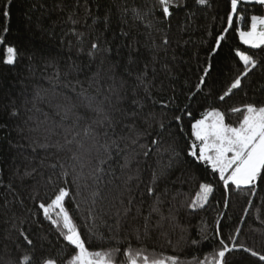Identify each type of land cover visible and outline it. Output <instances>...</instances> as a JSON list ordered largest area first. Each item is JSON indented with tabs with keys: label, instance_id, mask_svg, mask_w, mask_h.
Here are the masks:
<instances>
[{
	"label": "trees",
	"instance_id": "obj_1",
	"mask_svg": "<svg viewBox=\"0 0 264 264\" xmlns=\"http://www.w3.org/2000/svg\"><path fill=\"white\" fill-rule=\"evenodd\" d=\"M2 3L0 0V5ZM210 3L211 7H207L198 5L196 0H181L179 8L171 9L174 15L162 22L164 18L156 0H14L11 20L0 18V34L4 26L9 27L5 43L0 44V264H22L23 255L32 252L19 229L29 233L34 244L36 239L32 234L46 237L40 241L42 248L37 245V252L56 258L58 264H67L73 254L43 219L38 205L50 202L58 187L64 186L63 170L71 173L75 168L79 173L83 166L87 175L96 165L97 156L103 155L102 149L99 153L95 148L88 152L92 142L83 137V129L96 119L85 107L88 99L94 104L103 101L106 107L114 105L128 113L137 112L136 117L127 118L121 112L115 113L120 121L116 125L117 135H129L123 125L134 122L141 131L151 132L147 137L150 142L158 131L159 121L163 120L167 126L161 134V151L157 153L154 148L146 160L143 155H136L142 151L138 146L119 153L113 148V159L105 165L103 178L99 182L91 178L80 181L78 194L77 186L71 184L73 176L67 177L75 200L66 201V207L90 251L118 248L116 264H125L129 246L142 250L150 259L175 256L180 264H205L206 260L211 264L213 253L219 248L215 229L219 221V233L225 242H228V234L239 228L234 242L264 255V185L255 197L229 189L225 209L222 182L210 168L200 162L193 163L187 155L195 141L191 124L201 118L203 112L219 109L224 112L226 123L238 126L242 115L233 113L232 108L264 103V46L251 48L239 37V30L251 29V16L264 15V9L258 5H242L244 20H234L223 53L212 58L213 70L207 87L189 100L209 49L226 26L224 18L229 0H210ZM154 5V14L143 21L136 19L131 11L133 8L143 11ZM125 8L129 11L124 12ZM73 13L75 24L68 19ZM149 23L152 27L147 26ZM165 35L167 45L163 44ZM93 42L100 48L89 56ZM10 45L18 49L15 65L4 63ZM234 50L245 51L259 63L242 80L241 87L221 101L219 96L242 71V62L233 54ZM145 65V80L151 84L150 95L144 92L145 84L137 80V76L145 72ZM135 98L141 100L143 108L131 103ZM66 104L75 105V114L82 117L78 125L73 115L61 119L63 112L57 106ZM165 104L168 107H164ZM185 105L192 117H183L181 130L173 117L179 114L177 106L183 111ZM14 108L19 110L15 117L11 115ZM38 126L39 131H30ZM65 127H75L81 132L78 139L83 140L84 149L76 143L63 150L51 146L57 142L64 144ZM68 138L71 139V135ZM145 142L143 138L140 140L141 144ZM124 143L121 142L122 148ZM38 144L50 146L41 148ZM165 148H174L177 155L173 156ZM74 153L80 158L73 159ZM125 158L132 161L129 168L121 167ZM170 158L172 167L167 177L157 181L156 192L150 196L147 187L152 172L158 163L166 165ZM137 168L139 179L126 183L129 175H136ZM32 169H36L32 176L20 179ZM206 180L214 182L215 190L207 205L193 210L188 204L195 198L200 183ZM94 191H99V196L93 198ZM156 195L160 203L156 205L158 210L152 212ZM129 196L134 198L132 212L118 228L115 213L122 207L120 200L126 205ZM249 200L251 207H248ZM76 204H79L78 209ZM246 208L247 216L244 215ZM89 209L97 217L96 235H89L84 225L86 217H89V227L93 223ZM150 212L145 233L143 226ZM136 228L140 229L139 239ZM194 240L197 243L193 244ZM226 259L229 264H264L259 257L243 249L230 253Z\"/></svg>",
	"mask_w": 264,
	"mask_h": 264
},
{
	"label": "snow or ice",
	"instance_id": "obj_2",
	"mask_svg": "<svg viewBox=\"0 0 264 264\" xmlns=\"http://www.w3.org/2000/svg\"><path fill=\"white\" fill-rule=\"evenodd\" d=\"M196 3L201 6L211 7L210 0H196ZM13 4L14 0H3L2 5H0V18L4 21L11 20L12 16L10 10ZM180 4L181 0H156V5L159 6L161 15L164 18L162 22H167L168 19L174 15L171 9L179 8ZM156 5L143 11L139 8H133L131 11L134 13L136 19L143 21L146 17L154 14ZM242 5H258L261 9H264V0H229V9L224 18L226 26L219 32L215 38L213 47L209 49L206 64L199 74L198 83L194 86V90L190 92L188 97L189 100L192 97H195L198 93H202L203 89L207 87V82L211 79L210 72L213 70L212 58L223 53L224 46L227 42V35L229 29L233 28L234 20H244V8ZM123 11L127 12L129 10L125 8ZM73 15L74 13L69 15L68 19L75 24L77 21L73 19ZM105 20H107V17H105ZM258 24L260 25L259 31H257ZM147 26L152 27V24L149 23ZM233 30L236 31L237 29ZM8 32L9 27L4 26L2 28L3 34H0V44L5 43V34ZM122 34L127 35V33ZM77 35L81 34L77 33ZM239 37L245 45H250L251 48H261L264 46V15L251 16V30H239ZM163 44H168L166 35L163 38ZM99 48L100 45L93 42L88 55L93 56ZM6 52L7 56L4 63L7 65H15L18 60V49L15 46L10 45L7 47ZM233 54L238 57L240 62H242V71L229 82L226 89L219 96L221 101L226 97H230L233 90L239 89L242 80L247 77L259 63L258 59H254L252 55L246 54L245 51L234 50ZM146 70L147 65H145V72L138 75L137 80L141 84H145L144 92L147 95H150L151 84L147 83L145 80V77L147 76ZM110 91H112V89H110ZM81 96H84V92L81 93ZM85 98L87 99V97ZM105 99L107 100L108 98L105 97ZM131 103L140 108H143L144 106L139 98L133 99ZM85 107L96 116V119L92 120L87 127L83 129V137H86L92 142L87 151L91 152V150L95 148L99 153L102 149L103 155L97 156L96 165L91 168L87 175L83 172V166L79 173L76 172L75 168L72 169L71 173L67 170H63L61 175L64 178V186L58 187L54 198L51 199L50 202L47 204L40 202L38 208L39 210H42L43 219L49 222L56 230L58 239L64 242L65 247L71 248L73 254L70 256L67 264H116L115 255L120 251L118 248L107 251H90L86 246L85 237L82 235L80 228L74 222L69 209L66 207V201L71 203L75 200V195L67 177L69 175L73 176L71 184L77 186L76 194H78L80 181H87L91 178L93 181L99 182L103 178V175L105 174V165L109 160L113 159V148L119 153L124 151L125 148L138 146L142 151L136 153V155H143L146 160L153 152L154 148L157 153L161 151V134L167 129V126L163 120L159 121L158 131L150 142L147 140V137L151 136V132L147 129L141 131L137 128L134 122L131 124H124L123 127L128 130L129 135L120 136L116 133V125L117 123H120V121L117 120L115 113L121 112L122 116L127 118L129 116L136 117V111L128 113L116 108L114 105L106 107L103 101L94 104L92 99H88V103ZM164 107H168V105L165 104ZM57 108L63 112L61 117L62 120L73 115L75 116V124L78 125L79 120L82 119V117L75 114V105H58ZM177 111L179 114L175 115L173 119L176 122L177 128L182 130L181 122L183 117H192V113L188 110V105L184 106L183 111L180 110V106H177ZM231 111L233 113L239 112L242 115V119L239 121L238 126H232L231 124L226 123L224 112L216 108L203 112L201 118L195 119L194 123L191 124V128L193 135L195 136V141H198L199 143L194 141L187 151V155L192 158L193 163L200 162L202 165L210 168L211 173L218 178L219 182H222L221 186L225 191V199L223 201V207L225 209L228 207L229 189L234 188L236 191H240L250 197H255L257 195V190L261 185H264V103H247L243 105L242 108L234 107ZM11 115L14 117L18 116L19 110L14 108ZM150 115L154 116L153 113H150ZM29 119H31V117H29ZM25 123H27V121ZM61 127H63V125H61ZM151 127V124H149V128ZM30 131H39V126L35 129H30ZM45 131H48V129L45 128ZM69 135H71V139L68 138ZM78 137H81V132L76 131L75 127H65L64 144L57 142L56 145L51 146L57 147L58 150H63L66 146L76 143L79 145L80 149H84V142L82 139H78ZM142 138L146 141L143 144L140 143ZM101 140H103V143H101ZM121 142H125L123 148L121 147ZM33 143L37 142L33 141ZM38 146L41 148H47L50 145L38 144ZM164 150L171 151L173 156L177 155L174 148H165ZM33 151H35V148H33ZM79 158L80 157L76 156L75 153L73 154V159ZM131 163L132 161L130 159L125 158V162L121 167L129 168ZM41 164H43V161H41ZM52 167H55V165H52ZM171 167V158L166 165L157 164V168L152 172L151 183L147 187L150 196L156 192L157 181L166 178L168 170ZM61 168L63 169V165H61ZM35 171L36 169L26 171L20 179L23 180L25 177L32 176ZM133 179H139L138 168L136 170V175H129L126 183H131ZM214 190L215 184L212 180L201 182L199 185V191L195 198L190 201L188 207L193 210L203 208L208 204L209 198L212 196ZM128 191L131 192V189L129 188ZM91 195L95 198L99 196V191H94ZM133 199V197L129 196L126 205L123 199L120 200L122 207L115 213L116 227L119 228L121 222L132 212ZM93 203H95V199H93ZM159 203L160 197L159 195H156L154 204L151 207L152 212L158 210L156 205ZM251 203V200H249L248 207H251ZM76 208H79V204H76ZM92 212L93 210L89 209V216L93 222L92 226H88L89 217L85 218L84 225L87 228L89 235H96L94 228L96 227L95 220L97 217L92 215ZM137 213L139 214V209H137ZM244 215L247 216V208L245 209ZM150 216L151 212L149 217L145 218V224L143 226L145 233H147L148 230L147 220ZM161 219H164V217H161ZM171 219L174 221L175 217L173 216ZM37 223L39 224L38 220ZM241 223H243V220H241ZM215 229L219 248L214 251L211 258V264H229V259H226V257L230 253L240 249H243L246 253H250L253 257H259L260 261H264V255H261L259 252L247 248L244 245H237L234 242V237L239 235V228H236L233 233L228 234V242H225V238L219 233V221L216 222ZM19 232L26 244L32 248L31 253L23 255L22 264H58L56 258L37 252V245L42 248L43 244H41L40 241L46 239V237L39 236V234H32L36 239V243L34 244L33 238H29V233H25L22 229H19ZM135 233L137 239H139L140 229L136 228ZM169 243H171V241H169ZM192 243L195 244L197 241L194 240ZM229 244H231V247ZM125 264H180V260L175 256L150 259L149 256L143 254L142 250H134L129 246L125 256ZM205 264H207V260L205 261Z\"/></svg>",
	"mask_w": 264,
	"mask_h": 264
},
{
	"label": "rangeland",
	"instance_id": "obj_3",
	"mask_svg": "<svg viewBox=\"0 0 264 264\" xmlns=\"http://www.w3.org/2000/svg\"><path fill=\"white\" fill-rule=\"evenodd\" d=\"M250 30H251V29H250ZM250 30H249V31H250ZM259 30H260V25L258 24V25H257V31H259ZM242 42H243V41H242ZM247 46H250V45H247ZM250 47H251V46H250Z\"/></svg>",
	"mask_w": 264,
	"mask_h": 264
}]
</instances>
